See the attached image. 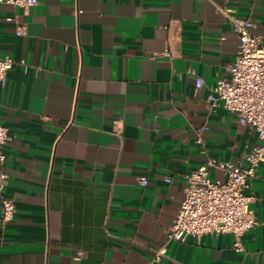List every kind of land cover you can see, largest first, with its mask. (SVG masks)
<instances>
[{"label": "crops", "instance_id": "0c3cea01", "mask_svg": "<svg viewBox=\"0 0 264 264\" xmlns=\"http://www.w3.org/2000/svg\"><path fill=\"white\" fill-rule=\"evenodd\" d=\"M224 7L264 41V0L0 3V58L14 60L0 122L16 206L0 226V264H150L165 244L153 264H264V161L247 190L257 224L242 250L232 233L167 241L185 174L206 157L247 165L260 143L208 98L239 47ZM210 176L226 178L216 167Z\"/></svg>", "mask_w": 264, "mask_h": 264}, {"label": "built area", "instance_id": "2783aa9c", "mask_svg": "<svg viewBox=\"0 0 264 264\" xmlns=\"http://www.w3.org/2000/svg\"><path fill=\"white\" fill-rule=\"evenodd\" d=\"M39 1L0 0V3L29 8ZM221 11L237 33L239 47L235 60L229 65L230 76L217 80L208 98L213 106L221 102L225 109L237 114L241 124L253 127L260 143L248 151L247 165L206 157L199 166L185 174V197L167 231V241L183 242L189 236L232 233L236 237L235 248L242 250L241 237L257 224L252 208L254 196L247 190L257 166L264 161V41L260 35L252 32L254 23L250 18L238 16L231 7H224ZM23 32L24 28L20 27L19 33ZM165 55L172 54L167 50ZM13 65V58H0V86L6 82L7 72ZM202 84L203 80L197 78V87ZM208 128L202 125L195 129L197 144H204V132ZM9 139L8 128L0 122L1 228L14 218L16 211L15 201L6 189L5 145ZM213 167L221 169L226 178L212 179L210 169ZM140 182L145 185L147 178L142 177ZM166 254L165 244L153 252L150 264L160 262Z\"/></svg>", "mask_w": 264, "mask_h": 264}]
</instances>
